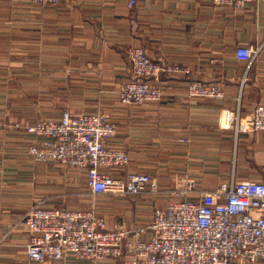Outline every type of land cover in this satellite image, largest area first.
I'll use <instances>...</instances> for the list:
<instances>
[{
  "label": "crops",
  "instance_id": "obj_1",
  "mask_svg": "<svg viewBox=\"0 0 264 264\" xmlns=\"http://www.w3.org/2000/svg\"><path fill=\"white\" fill-rule=\"evenodd\" d=\"M126 1L0 0V264H122L108 257L28 258L31 233L22 216L33 203L96 207L109 229L127 228L146 223L153 207L175 199L169 191L187 179L202 191L231 176L255 181L264 174V130L236 131L235 120L222 125L224 109L239 108L240 121L248 123L255 105L264 103V0L243 7L210 0H136L130 7ZM129 45L190 71L162 72L160 100L121 103L116 91L130 77ZM240 45L259 48L250 64L236 56ZM191 79L219 85L224 98L188 97ZM66 107L108 112L117 131L106 144L129 154L123 169L112 172L148 171L160 192L93 194L78 167L29 154L42 137L24 125L58 118Z\"/></svg>",
  "mask_w": 264,
  "mask_h": 264
},
{
  "label": "built area",
  "instance_id": "obj_2",
  "mask_svg": "<svg viewBox=\"0 0 264 264\" xmlns=\"http://www.w3.org/2000/svg\"><path fill=\"white\" fill-rule=\"evenodd\" d=\"M41 6L62 0H29ZM214 5L243 7L250 0H210ZM136 0H127L133 6ZM259 48L240 45L236 56L250 64ZM130 62V77L117 87L124 104L160 100L166 93L161 73L187 74L180 64H161L151 58L142 45L125 48ZM190 98H224L215 83L191 79ZM224 127L235 120L236 131L264 130V103H257L248 123L235 112L223 110ZM24 130L42 137L27 152L38 159L76 166L85 173L86 185L93 194H132L148 190L160 192L157 177L148 171H120L129 161L122 148L111 147L117 125L104 111L62 110L58 118H41L24 125ZM100 167L109 170H101ZM187 179L169 191L164 206H154L151 218L133 227L109 229L96 207L74 209L33 203L22 219L31 235L26 242L28 258L78 260L113 258L122 264H264V174L258 180H238L231 176L212 190L193 189Z\"/></svg>",
  "mask_w": 264,
  "mask_h": 264
},
{
  "label": "rangeland",
  "instance_id": "obj_3",
  "mask_svg": "<svg viewBox=\"0 0 264 264\" xmlns=\"http://www.w3.org/2000/svg\"><path fill=\"white\" fill-rule=\"evenodd\" d=\"M184 183V182H183ZM183 183H181V184H183ZM172 187H174V186H172ZM163 190H165V191H163ZM161 192L162 193H168V188H167V191H166V189H163ZM172 198H179L178 196H172Z\"/></svg>",
  "mask_w": 264,
  "mask_h": 264
}]
</instances>
